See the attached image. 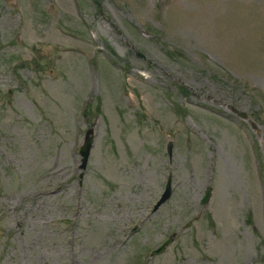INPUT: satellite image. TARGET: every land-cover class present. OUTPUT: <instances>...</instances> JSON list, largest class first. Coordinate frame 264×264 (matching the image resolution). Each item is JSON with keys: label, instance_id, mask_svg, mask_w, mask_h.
<instances>
[{"label": "rangeland", "instance_id": "obj_1", "mask_svg": "<svg viewBox=\"0 0 264 264\" xmlns=\"http://www.w3.org/2000/svg\"><path fill=\"white\" fill-rule=\"evenodd\" d=\"M97 1L0 0V264H264V0Z\"/></svg>", "mask_w": 264, "mask_h": 264}, {"label": "water", "instance_id": "obj_2", "mask_svg": "<svg viewBox=\"0 0 264 264\" xmlns=\"http://www.w3.org/2000/svg\"><path fill=\"white\" fill-rule=\"evenodd\" d=\"M93 2L96 5L97 10L100 12V4H99V2L97 0H93ZM138 55L141 56L140 53H138ZM234 113H236L238 116H240L242 118H246L245 114H241V113H239L237 111H234ZM92 144H93V136L91 135V132L88 131L87 134L84 137V140H83L82 144L79 147V150H78L79 155H80L79 168L82 169V170L85 169V167H86L87 160H88V157H89V153H90V149L92 147ZM166 153H167L168 156H170L171 153H172V143L171 142H168L167 145H166ZM211 192H212L211 186L210 185L206 186L204 194H203V196L200 199V204L201 205H206L208 203V201L210 200V197H211ZM170 194H171V176L168 175L166 183H165V186H164V190L161 193L160 198L154 204L153 209L154 210L157 209L163 202H165V200H167L169 198ZM190 221H192V220H190ZM189 222H187L185 226H188ZM133 230H136V228H134ZM173 237H174V234H170L168 236V238L160 246H158L157 248L151 250L150 256L158 255V254L162 253L165 250L166 246L170 244V242L172 241Z\"/></svg>", "mask_w": 264, "mask_h": 264}]
</instances>
